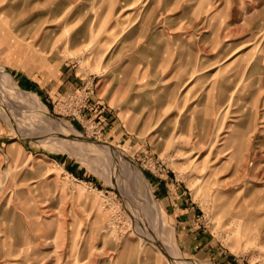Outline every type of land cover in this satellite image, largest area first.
Masks as SVG:
<instances>
[{
    "label": "rangeland",
    "instance_id": "1",
    "mask_svg": "<svg viewBox=\"0 0 264 264\" xmlns=\"http://www.w3.org/2000/svg\"><path fill=\"white\" fill-rule=\"evenodd\" d=\"M0 264H264V0H0Z\"/></svg>",
    "mask_w": 264,
    "mask_h": 264
},
{
    "label": "bare ground",
    "instance_id": "2",
    "mask_svg": "<svg viewBox=\"0 0 264 264\" xmlns=\"http://www.w3.org/2000/svg\"><path fill=\"white\" fill-rule=\"evenodd\" d=\"M29 102L31 103V101H29ZM25 103H28V102L25 101ZM37 106H38V105H37ZM39 108L42 110L43 113L47 114V112L45 111V109H44L43 107L39 106ZM58 122H59V121H55V120H53V121H52V124L55 125L56 128H61V129H63V127L61 126V124H59Z\"/></svg>",
    "mask_w": 264,
    "mask_h": 264
},
{
    "label": "crops",
    "instance_id": "3",
    "mask_svg": "<svg viewBox=\"0 0 264 264\" xmlns=\"http://www.w3.org/2000/svg\"><path fill=\"white\" fill-rule=\"evenodd\" d=\"M23 81H25V83H27V84L30 83V80H28V79H26V78H25V80H23ZM19 82H20V81H19ZM198 239H200V238H191V240H189V241H191V242L195 241V242H196Z\"/></svg>",
    "mask_w": 264,
    "mask_h": 264
},
{
    "label": "built area",
    "instance_id": "4",
    "mask_svg": "<svg viewBox=\"0 0 264 264\" xmlns=\"http://www.w3.org/2000/svg\"><path fill=\"white\" fill-rule=\"evenodd\" d=\"M86 100V99H85Z\"/></svg>",
    "mask_w": 264,
    "mask_h": 264
}]
</instances>
